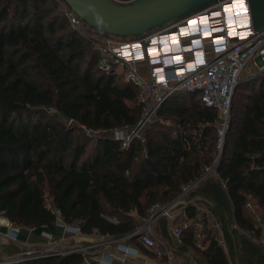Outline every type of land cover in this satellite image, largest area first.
Listing matches in <instances>:
<instances>
[{
  "label": "trees",
  "instance_id": "obj_1",
  "mask_svg": "<svg viewBox=\"0 0 264 264\" xmlns=\"http://www.w3.org/2000/svg\"><path fill=\"white\" fill-rule=\"evenodd\" d=\"M58 4L0 0V215L53 232L62 218L85 233L99 229L120 237L138 226L152 204L174 200L200 179L189 191L190 215L200 208L225 215L224 240L232 237L239 254V228L261 233L247 202L255 200L264 217V72L241 78L234 91L215 171L207 173V167L219 153V112L198 91L166 99L145 128V141L123 147L109 135L93 140L82 130L138 125L139 88L99 68L91 40L69 28L65 12L52 15ZM59 111L72 123L61 120ZM195 192L199 198L192 197ZM196 219L201 227L187 229L175 247L190 251L198 264H231L207 213ZM92 250L38 252L11 264H101L87 259ZM246 264H264V256Z\"/></svg>",
  "mask_w": 264,
  "mask_h": 264
},
{
  "label": "built area",
  "instance_id": "obj_2",
  "mask_svg": "<svg viewBox=\"0 0 264 264\" xmlns=\"http://www.w3.org/2000/svg\"><path fill=\"white\" fill-rule=\"evenodd\" d=\"M119 1V0H118ZM240 9L241 14L238 13ZM66 15L76 31L85 34L86 21L70 6ZM219 13L215 19L214 14ZM237 18V26L245 25L244 29L230 26L231 20ZM216 20V21H215ZM215 21L216 23H213ZM195 22V23H190ZM170 27L154 30L143 36L117 44L105 43L97 37L94 46L101 53L99 68L107 73L114 72L123 81L130 82L139 88V102L142 105V117L132 132L131 126L125 125L111 130H94L86 128L90 136L106 135L121 140L123 147L145 137L140 131L156 119L157 112L163 102L178 91H198L202 101L216 107L219 112L218 142L219 153L214 162L207 167V173L215 171L223 151L225 134L230 124L231 104L234 91L245 69L251 64L264 71V28L257 29L254 25L249 0H221L218 3L173 21ZM218 29V32L214 30ZM209 34L208 38L205 35ZM175 39V42H173ZM170 46L167 52L164 48ZM175 52H179L178 54ZM142 65L148 67L143 71ZM163 121L162 119H160ZM200 180V179H199ZM198 181L186 186L174 200L152 204L147 215L140 217L138 226L124 236H113L95 229L85 233L77 224L66 223L59 218L58 225L64 228L66 235L60 240H52L47 247L32 246L19 255L6 256L0 252V264H11L19 261L23 255L38 252H54L65 254L72 251L100 249L101 264H126L143 251L132 240L137 239L148 250L154 252L160 264H178L173 247L159 244L154 236L155 225L161 218H166L173 241L183 242L184 232L196 224H201L202 214L210 211L200 208L201 213L191 216L187 209L185 196L197 186ZM246 207L256 228L261 230L260 242L264 245V217L255 200L247 202ZM2 215H0L1 219ZM6 219V218H5ZM7 231L0 233V243L4 238L18 240L22 226L6 219ZM118 221L116 218H112ZM48 237L52 234L47 232ZM85 235L95 237L93 242L80 248L56 250L58 245L68 239L69 235ZM200 235V234H199ZM220 243L226 245L224 238ZM149 255V254H148Z\"/></svg>",
  "mask_w": 264,
  "mask_h": 264
},
{
  "label": "water",
  "instance_id": "obj_3",
  "mask_svg": "<svg viewBox=\"0 0 264 264\" xmlns=\"http://www.w3.org/2000/svg\"><path fill=\"white\" fill-rule=\"evenodd\" d=\"M91 27L106 33L133 37L143 36L157 28L221 0H64ZM252 18L257 29L264 28V0H249ZM64 122L71 116L59 111Z\"/></svg>",
  "mask_w": 264,
  "mask_h": 264
},
{
  "label": "rangeland",
  "instance_id": "obj_4",
  "mask_svg": "<svg viewBox=\"0 0 264 264\" xmlns=\"http://www.w3.org/2000/svg\"><path fill=\"white\" fill-rule=\"evenodd\" d=\"M58 1V8H53L52 11V15L54 14H60V13H66L67 6H69L64 0H57ZM66 17V14H64ZM69 19V18H68ZM87 23V22H86ZM174 23L170 22V23H166L164 26L159 27V29L156 30H161L167 27H170L171 25H173ZM69 28L74 30V27L72 26V24L70 23L69 20ZM81 34V33H80ZM83 37L91 40L92 42V46L93 48L96 49V47L94 46V40H98L97 37H100V40H102L103 42L107 43H111V44H117V43H121L124 41H128L133 39L134 37H121V36H116V35H112L109 33H106L104 31H101L97 28L91 27L89 25V23H87V25L85 24V34H82ZM98 50V49H97ZM99 51V50H98ZM100 53V51H99ZM100 58H101V53H100ZM99 58V59H100ZM141 68H143V71H147L148 67L146 65H142ZM264 71L260 69V67H256L253 64L250 63V65L245 69V71L243 72L241 78L245 79L247 77L250 76H255V75H260L262 74ZM120 77V76H119ZM120 79L122 80V78L120 77ZM197 95H199V93H197ZM155 118H153L154 120ZM151 120L141 131L140 133H144L145 128L150 125L152 123ZM134 127H131L130 130H128L129 134L130 132H132ZM83 132L85 131L87 133V130L84 129L82 130ZM103 134L109 135L111 136L112 133L109 132H102ZM88 134V133H87ZM98 136V134L93 135V140ZM93 140L91 141V145L93 143ZM192 197L195 198H199V194H197L196 192L192 195ZM191 199V198H190ZM185 200L190 202L189 200V193H187V195L185 196ZM225 206L229 211H232V207L229 201L225 200ZM212 211H214V215L212 213H210V226L213 227V232L216 233V235L220 238H224V226H225V220H226V216L223 215L221 212H219L217 209H212ZM211 212V211H210ZM137 215V212H134ZM207 214L209 212H206ZM248 214H250L248 212ZM255 221V220H254ZM167 224V219L166 218H161L155 225V231H154V236L157 238V241L159 244H165L166 246L172 247L175 249L177 247H175L177 243L176 241H173V245L170 246V243L167 241V238L164 234V232H162L163 230L160 229V227H162L163 229L165 228ZM161 225V226H160ZM165 231V230H164ZM169 234H170V229H169ZM237 234H238V238H239V246H240V252L239 254H236L235 252V248L233 245V241H232V237H229V241L226 244L227 247V251H228V255L230 257V263L231 264H238V263H242V264H246V263H250L253 260H259L264 256V246L261 244L260 242V235L257 236L256 233L254 231H250L247 230L245 228H239L237 230ZM95 239V237L91 238V242H93ZM203 241H199V244H203ZM83 242L77 240V241H73V242H67V244L65 246H60L58 248H56V250L62 251L64 249H68L69 247L71 248H80ZM48 243H40L39 246L40 247H47ZM96 248H94L92 251H90V253H93L91 255L87 256V259L89 260L91 258V256H93L95 259H99L100 258V251L95 250ZM176 251V250H175ZM88 250H85V253H88ZM240 255V256H238ZM202 263L201 264H207L206 260L201 259ZM127 264H132V263H127ZM196 264V263H193Z\"/></svg>",
  "mask_w": 264,
  "mask_h": 264
},
{
  "label": "crops",
  "instance_id": "obj_5",
  "mask_svg": "<svg viewBox=\"0 0 264 264\" xmlns=\"http://www.w3.org/2000/svg\"><path fill=\"white\" fill-rule=\"evenodd\" d=\"M7 217L2 216L0 219V233L7 231L8 227L5 224ZM168 222V221H167ZM161 226V225H160ZM162 229L167 238V241L170 243V246L173 245V238L171 234H169V226L168 224ZM165 230V231H164ZM47 232L52 234V237L47 236ZM66 235V232L64 228H62L60 225H57V229L55 232L51 231L47 227H42V228H31V227H26L22 226L21 232L19 233V238L18 240H11L4 238L2 242L0 243V252L3 255L10 256V255H19L23 253L26 249L31 248L34 245H39L40 243H49L52 240H60L63 236ZM92 237L85 236V235H69L68 239H66L63 243L59 244L58 247L60 246H65L67 242H73V241H81L83 242L81 245H85L87 243H90ZM208 243V242H207ZM206 245V244H205ZM203 245L202 247H204ZM173 247V246H172ZM175 255L177 257L178 264H193L197 263L196 259L192 255V253L184 248L177 247L175 248ZM127 263H132V264H160L158 262V259L155 258L152 255H148L146 252H142L138 254L137 257L134 259H131ZM126 263V264H127Z\"/></svg>",
  "mask_w": 264,
  "mask_h": 264
},
{
  "label": "bare ground",
  "instance_id": "obj_6",
  "mask_svg": "<svg viewBox=\"0 0 264 264\" xmlns=\"http://www.w3.org/2000/svg\"><path fill=\"white\" fill-rule=\"evenodd\" d=\"M238 10H240V9H238ZM241 12H242L241 10L238 11V13H240V14H241ZM218 15H219V13L214 14V18L216 19L218 17ZM236 19L237 18L235 17L233 20H231L230 26H232V28L238 27L240 29H244L246 27L245 25L237 26V20ZM215 21H213V23H216ZM218 31H219L218 29L214 30V32H218ZM209 36H210L209 34L205 35L206 38H208ZM164 49L168 52L170 49V46L166 45ZM175 53L178 54L179 52H175Z\"/></svg>",
  "mask_w": 264,
  "mask_h": 264
},
{
  "label": "snow or ice",
  "instance_id": "obj_7",
  "mask_svg": "<svg viewBox=\"0 0 264 264\" xmlns=\"http://www.w3.org/2000/svg\"><path fill=\"white\" fill-rule=\"evenodd\" d=\"M240 3H242V0H240ZM190 23H195V22H190ZM173 42H175V39H173Z\"/></svg>",
  "mask_w": 264,
  "mask_h": 264
}]
</instances>
